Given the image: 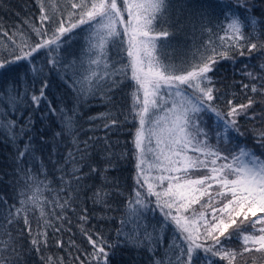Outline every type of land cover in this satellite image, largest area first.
Returning <instances> with one entry per match:
<instances>
[{
  "label": "snow or ice",
  "instance_id": "6c2138e0",
  "mask_svg": "<svg viewBox=\"0 0 264 264\" xmlns=\"http://www.w3.org/2000/svg\"><path fill=\"white\" fill-rule=\"evenodd\" d=\"M37 3L39 25L30 24L31 34L0 33L11 42L10 59L0 57V77L14 74V85L23 86L22 91L17 88L14 94L6 93L7 100L0 103L21 115V108L28 111L24 123L0 121V135L17 145V183L23 181L17 203L0 199V264H22L19 240L25 231L31 237L29 251L39 253L41 246H48V229L56 234L64 222L71 223L67 213L74 211L83 180L98 171L89 160L101 140L107 161L102 172L114 166L111 161L117 154L111 150L108 134L119 128L118 116L110 108L90 117V121L103 123L93 124L89 130L95 133L103 128L105 135L81 140L79 109L97 96L115 107L112 93L126 81L131 82L130 104L127 113L121 114L124 123H133L135 128L136 187L126 201L116 242L86 229L87 209L82 210L81 232L92 251L84 253L83 260L74 259L78 264H113L117 249L127 247L146 252L148 264H234L238 257L247 264L245 254L253 252L260 255L252 257V264L258 259L264 262V19L249 15L254 8L250 0H179L176 7L194 14L201 22L200 34L207 36L202 44L193 42L190 58L180 68L167 51L168 38L175 33L165 25L179 23L178 17L171 20L172 0ZM209 9L220 17L216 31L209 27ZM78 39L83 41L79 56L66 59L62 53ZM42 53L47 59L37 66ZM237 56L256 61L234 68L248 81L241 82L247 102L236 104L228 99L223 110L215 72L222 61L235 65ZM21 66L23 75L18 71ZM53 73L71 92V108L64 98L59 103L49 99ZM257 104L262 106L259 111L255 110ZM37 112L42 117H57L60 131L53 140L65 138L60 141L66 147L62 160L49 157L60 173L55 189L30 134ZM241 118L252 122L253 147L244 142ZM39 140L43 143L44 137ZM53 155H60L56 145ZM125 155L121 153L120 158ZM37 160H41L40 167L33 170L28 161ZM85 166L89 173L82 171ZM111 194L98 188L91 199L110 209ZM157 210L161 218L152 223L149 215ZM21 221L24 227L14 235L13 228ZM57 246L62 247L63 242L58 240ZM51 260L49 257L46 264ZM59 264H63L62 258Z\"/></svg>",
  "mask_w": 264,
  "mask_h": 264
},
{
  "label": "trees",
  "instance_id": "16d2710c",
  "mask_svg": "<svg viewBox=\"0 0 264 264\" xmlns=\"http://www.w3.org/2000/svg\"><path fill=\"white\" fill-rule=\"evenodd\" d=\"M179 1V0H178ZM251 5H254L253 11L249 15H255L260 19H264L261 13H264V0H250ZM178 4V3H177ZM174 11L171 16L172 21H176L177 17L179 23H172L169 30L175 34L171 37L175 43L170 44L167 51L172 53L171 60L177 68L182 67V61L190 58L192 51L193 42L197 45L202 44L206 35L200 34V20L193 14L190 15L188 10H179L174 7ZM212 16V23L209 27L216 31L215 25L220 21V17L213 14L211 9L208 10ZM39 6L37 0H0V33L7 32L10 36L13 33H29L31 34L30 24L39 25ZM182 27V30L177 31V28ZM195 25V31L193 30ZM34 37V34H32ZM17 38V37H14ZM172 43V41H170ZM11 42L7 37L0 34V57L9 58L8 51L10 50ZM83 41L78 39L73 42L71 47L68 48L67 52L62 53L66 59H73L79 56L80 48ZM246 51V49H245ZM72 53V54H71ZM179 55H174L178 54ZM111 54V53H110ZM47 57L42 53L38 56L36 65L43 66ZM23 62H21L22 64ZM242 63L255 64L254 59L250 60L245 57L237 56V63L233 65L229 61H222L215 72L216 87L220 90L223 98L219 103V107L226 110V104L224 103L228 99H233L234 103H246L247 96L241 89V82H248L246 78H243L240 73L234 71V68L241 67ZM18 71L23 75L24 68L21 66ZM14 74H6L0 77V101H6V93H13L17 88L21 91L23 86L14 85L13 83ZM131 82L126 81L125 84L121 85L119 89L114 90L112 93L113 103L105 104L99 96L94 99H89L87 103L83 104L80 109L79 125L81 127L80 139H87L88 136L96 135L103 137L105 130L99 128L93 133L89 129L93 124H102L101 120L90 121V117H95L99 113L107 112L110 108L116 113L121 124L118 129H113L108 134V139L113 142L112 151L117 155L112 158L113 167L109 168L107 172H102L105 168L107 161L104 159L103 152V141L101 140L97 145V148L93 150V154L89 160V163L94 164L98 171L87 175L83 180L84 188L80 192V197L73 204V210L68 211V220L71 223L64 222L62 230L59 233L53 234L51 229H48V246L45 248L41 246V251L38 253L35 250L29 251L31 245L29 243L31 237L25 231L23 237L19 240L22 244V250L24 253L22 264H46L49 257L52 258L51 264H59V260L62 258L63 264H78L74 258L79 256L81 260L85 259L84 253L91 252V246L88 244L86 237L81 232V224L79 217L83 214V209H87L88 221L83 226L88 229L91 233H100L105 236L109 241L116 242L117 230L121 227L120 220L125 214L127 207L126 201L129 196L133 194L135 185V159L133 157V133L135 128L133 123H124V115L126 114L129 104L131 91ZM39 83L36 84L38 90ZM49 99H52L59 103L61 98H64V103L67 107L71 108L73 99L71 92L62 84L57 78L56 74L53 73L50 77V88L47 91ZM250 95V93H249ZM262 106L257 104L255 110L259 111ZM45 111V109H41ZM9 112H12L9 115ZM22 115L13 112L9 105L6 110L3 103H0V121L5 119H14L20 123H24L28 116V111L25 108H21ZM35 125L31 131V135L35 140V147L39 149L37 156L41 158L43 165L47 169L48 180L51 181V187L55 189L59 185L60 173L56 171L52 160H62V155L66 151L65 144L60 143L61 140H65L64 137L58 140H53L54 134L60 131V124L55 116L45 115L41 116L40 112H37L34 116ZM241 131L245 133L244 142L249 146L253 147V136L249 132L252 127V122L241 118ZM44 137V142H40L39 137ZM27 138L19 141V147L23 146ZM57 146V151L60 155H53V147ZM70 146V145H68ZM257 151L259 149L257 148ZM121 153H126L123 159L120 158ZM17 145L12 144L5 136L0 135V199H7L9 204L17 203L19 200L18 192L23 186V181L19 180L17 174ZM41 160L28 161L33 166V170L40 167ZM25 164H21L20 167H25ZM82 171L89 173V168L85 166ZM43 178V177H41ZM103 188L110 191L112 194L108 197V204L111 205L110 209L104 208L102 205L94 204L91 199L92 194L98 189ZM121 193H123L121 195ZM48 193H46L47 195ZM154 199V198H153ZM0 207H3L0 204ZM161 213L157 210L154 214L149 215V220L155 223L156 220L161 218ZM258 215L262 213L258 212ZM249 218L251 214H249ZM33 228L36 225L33 221ZM61 225L57 223V227ZM24 227L22 221L13 228V234L15 235L18 229ZM231 231V229H230ZM171 234L169 233V236ZM95 238V236H94ZM62 241L63 246L58 247L57 241ZM74 242V243H73ZM167 243V239L165 240ZM238 247V245H237ZM248 256L247 264H252V257H259L260 254L253 252ZM43 256L44 259H41ZM113 264H148V254L143 250L137 251L133 248L121 247L117 249V254L113 258ZM219 264H227L226 261H220ZM234 264H242L241 258H237ZM257 264H264V262L257 260Z\"/></svg>",
  "mask_w": 264,
  "mask_h": 264
},
{
  "label": "rangeland",
  "instance_id": "374dc122",
  "mask_svg": "<svg viewBox=\"0 0 264 264\" xmlns=\"http://www.w3.org/2000/svg\"><path fill=\"white\" fill-rule=\"evenodd\" d=\"M172 3H173V5H174V7H176V5H177V3H179V1L178 0H172ZM173 7V9H172V11H171V16H172V13H173V11H174V8ZM168 40H169V43L170 44H174L175 43V41H174V39L170 36L169 38H168ZM170 41H172V43L170 42ZM72 54V53H71ZM170 54L172 55V53L170 52ZM174 55H179V53L178 54H174ZM77 57V56H76ZM70 60V59H69ZM172 63H174V61L172 62Z\"/></svg>",
  "mask_w": 264,
  "mask_h": 264
}]
</instances>
